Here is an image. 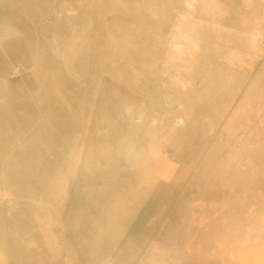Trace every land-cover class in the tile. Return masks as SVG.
Wrapping results in <instances>:
<instances>
[{"label": "rangeland", "instance_id": "374dc122", "mask_svg": "<svg viewBox=\"0 0 264 264\" xmlns=\"http://www.w3.org/2000/svg\"><path fill=\"white\" fill-rule=\"evenodd\" d=\"M0 264H264V0H0Z\"/></svg>", "mask_w": 264, "mask_h": 264}]
</instances>
